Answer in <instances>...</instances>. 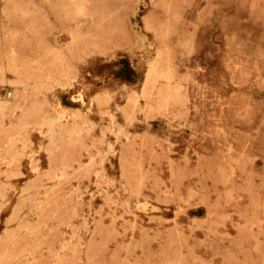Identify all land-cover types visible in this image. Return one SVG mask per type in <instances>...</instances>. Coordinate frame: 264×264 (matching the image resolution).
Here are the masks:
<instances>
[{
  "label": "rangeland",
  "instance_id": "obj_1",
  "mask_svg": "<svg viewBox=\"0 0 264 264\" xmlns=\"http://www.w3.org/2000/svg\"><path fill=\"white\" fill-rule=\"evenodd\" d=\"M0 264H264V0H0Z\"/></svg>",
  "mask_w": 264,
  "mask_h": 264
},
{
  "label": "bare ground",
  "instance_id": "obj_2",
  "mask_svg": "<svg viewBox=\"0 0 264 264\" xmlns=\"http://www.w3.org/2000/svg\"><path fill=\"white\" fill-rule=\"evenodd\" d=\"M69 28V27H68ZM3 69V68H2ZM16 68L14 67V71H15V74L19 77V80H18V82L20 83V84H23L24 83V80L26 79L22 74H20V73H18V71L17 70H15ZM11 70V69H10ZM167 78L168 77V75L167 74H165V73H162V72H159V71H157V69H156V67L155 66H153L152 65V67L150 68V70L148 71V73H147V79H151V80H155L156 78ZM168 79V78H167ZM19 83H17V84H19ZM22 90V89H21ZM23 91V90H22ZM24 93V92H23ZM4 110V109H3ZM90 112V111H89ZM15 116V115H14ZM47 117V116H46ZM57 117V116H56ZM63 117V116H62ZM102 117V116H101ZM43 118V117H42ZM44 119H46L45 117H44ZM47 119H49V118H47ZM113 119V118H112ZM41 121V120H40ZM47 121V120H46ZM60 121V120H59ZM53 122V121H52ZM47 123V122H46ZM57 123H59V122H57ZM57 123L55 124V125H57ZM35 124V123H34ZM44 124V123H43ZM40 125V124H39ZM45 125V124H44ZM44 125H42V127L44 126ZM54 126V125H53ZM53 126H51V127H53ZM45 128V127H44ZM54 128H55V126H54ZM54 128H53V131H55L54 130ZM38 130H40V129H38ZM57 130V129H56ZM62 131V130H61ZM60 130H59V133L61 132ZM41 132V131H40ZM65 132V131H64ZM53 133V132H52ZM51 133V134H52ZM69 133H71V132H69ZM51 134H49V135H51ZM55 135V134H54ZM53 135V136H54ZM57 135V134H56ZM61 135V134H60ZM16 136H18L19 137V134L18 135H16ZM52 137V136H51ZM9 138V137H8ZM8 138H7V141H8ZM13 138V137H12ZM12 138H10V139H12ZM19 138H22V136H20ZM18 141V140H17ZM110 146V145H109ZM88 148V147H87ZM50 152V151H49ZM91 152V151H90ZM6 155V154H5ZM100 157V156H99ZM12 159V158H11ZM101 159V158H100ZM4 160V159H3ZM14 160H16V159H14ZM95 165V164H94ZM93 168V167H92ZM54 170V169H53ZM57 171V170H56ZM14 172V171H13ZM54 172V171H53ZM55 174V173H54ZM53 174V175H54ZM88 174V173H87ZM86 174V175H87ZM96 174H98V173H96ZM10 175V174H9ZM61 175V174H60ZM64 175V174H63ZM52 177V176H51ZM63 177V176H62ZM53 178V177H52ZM100 178V177H99ZM50 179V178H49ZM138 196V195H137ZM50 206V205H49ZM146 207V206H145ZM73 214V213H72ZM72 214L70 215V216H72ZM55 216V215H54ZM75 217H76V215H74ZM53 217V216H52ZM71 220V219H70ZM63 221V220H62ZM72 221V220H71ZM45 226V225H44ZM12 235V234H11ZM32 235V234H31ZM30 235V236H31ZM16 238V237H15ZM18 241V240H17ZM15 243V242H14ZM14 245V244H13ZM63 249V248H62ZM49 250V249H48ZM6 252V251H5ZM21 253V252H20ZM35 253H37V252H35ZM58 253V252H57ZM28 254V253H27ZM4 256V255H3ZM8 256V255H7ZM6 256V257H7ZM31 256H32V254H31ZM23 258V257H22ZM55 258V257H54ZM65 258V257H64ZM59 259V258H58ZM33 260V259H32ZM4 261V260H3ZM34 261V260H33ZM24 263V262H23Z\"/></svg>",
  "mask_w": 264,
  "mask_h": 264
}]
</instances>
